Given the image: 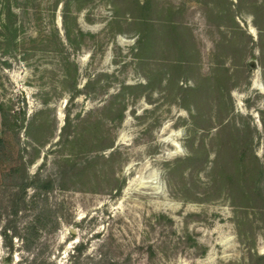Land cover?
Returning a JSON list of instances; mask_svg holds the SVG:
<instances>
[{
	"label": "rangeland",
	"instance_id": "374dc122",
	"mask_svg": "<svg viewBox=\"0 0 264 264\" xmlns=\"http://www.w3.org/2000/svg\"><path fill=\"white\" fill-rule=\"evenodd\" d=\"M67 1L0 19V264L264 255V0ZM21 158L56 186L16 211Z\"/></svg>",
	"mask_w": 264,
	"mask_h": 264
},
{
	"label": "trees",
	"instance_id": "16d2710c",
	"mask_svg": "<svg viewBox=\"0 0 264 264\" xmlns=\"http://www.w3.org/2000/svg\"><path fill=\"white\" fill-rule=\"evenodd\" d=\"M80 0H68L65 6V13L69 14L71 12V5L73 2H79ZM20 7H24L20 0H0V19H1V28L9 34V42L16 43L17 40V34L18 31L21 28L19 14L17 13V10H20ZM0 112L2 115V119L4 124L8 123V115L3 107V105H0ZM70 115L67 114L65 126L62 131V137L67 132L68 127L71 125ZM5 141L3 138L0 137V146H4ZM106 149L113 148V145H109L105 147ZM192 154H197L194 150H191ZM195 158L194 156H192ZM191 156L188 157V160L192 159ZM21 164L18 165L21 167V170L23 172L22 175H17V172H20V169L18 166L14 168L13 175L11 177V184L10 187H13L14 191L16 192L15 198H13L12 203H14V208H16V211L19 210V204H23L27 201L28 191L29 189H34L38 192L39 195H45L49 191L53 190L56 186V180L52 178L44 179L40 177L39 175L31 176L28 172L27 166L28 163L24 161L23 158L20 159ZM29 164H33V161H31ZM264 169V167H261ZM261 177L264 174V171H261ZM5 178L9 179V176H4ZM62 189H64V185L61 184ZM122 188L119 187L118 191H121ZM259 198L260 202L264 206V191L260 188L257 189L255 193ZM263 213H264V207H263ZM11 228L7 227L4 234L3 239L6 243V247L8 248V258L7 261L9 263L12 262V254L14 251V244H13V237L10 236ZM34 239V238H33ZM31 243V241H30ZM206 254V251L205 253ZM155 259V252L153 250V247H150V254L148 255V260L150 262H153ZM244 264H264V255H260L257 252L254 253L252 249H250L249 256L247 259V262Z\"/></svg>",
	"mask_w": 264,
	"mask_h": 264
}]
</instances>
